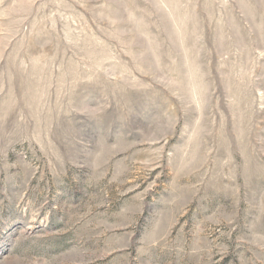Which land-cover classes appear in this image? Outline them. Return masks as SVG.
I'll list each match as a JSON object with an SVG mask.
<instances>
[{
    "label": "rangeland",
    "instance_id": "374dc122",
    "mask_svg": "<svg viewBox=\"0 0 264 264\" xmlns=\"http://www.w3.org/2000/svg\"><path fill=\"white\" fill-rule=\"evenodd\" d=\"M0 264H264V0H0Z\"/></svg>",
    "mask_w": 264,
    "mask_h": 264
}]
</instances>
